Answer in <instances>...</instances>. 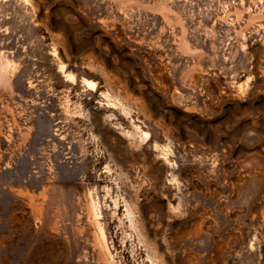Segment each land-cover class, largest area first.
<instances>
[{
  "label": "rangeland",
  "instance_id": "rangeland-1",
  "mask_svg": "<svg viewBox=\"0 0 264 264\" xmlns=\"http://www.w3.org/2000/svg\"><path fill=\"white\" fill-rule=\"evenodd\" d=\"M1 54L0 264H102L91 199L117 264H264V0H0Z\"/></svg>",
  "mask_w": 264,
  "mask_h": 264
},
{
  "label": "bare ground",
  "instance_id": "bare-ground-1",
  "mask_svg": "<svg viewBox=\"0 0 264 264\" xmlns=\"http://www.w3.org/2000/svg\"><path fill=\"white\" fill-rule=\"evenodd\" d=\"M30 4H31V2H30ZM8 67H9L8 60L5 59L3 54H1L0 55V73L5 72ZM70 77L73 78L72 76H70ZM82 81H84V80L82 79ZM85 81L88 84V86H90L92 89L96 88V85L94 82L88 81V80H85ZM143 133H144V139L149 137V134L147 132H143ZM140 137H141V135H140ZM87 192L90 195V190H88ZM113 206L115 208L118 206L117 198L113 199ZM124 206H125L124 216L127 219L126 221L128 222V226L132 227L134 230H136V225H137V223H139V221L136 220L132 216L133 212L131 211L129 204L125 200H124ZM89 213H91L94 225L96 227V234L94 235V241H95V248L97 249V253H98V259L102 261V264H117V262L114 260L113 253H112L111 248L108 244V238L106 235L105 228L102 225V221H101V214L102 213L97 208L96 202L93 199H91V201H90ZM143 229H144V225L142 224L141 228L138 231H136L137 239L141 242V239L143 237L145 242H146V248H148V250L152 249L153 247L151 248V244H149L148 240L146 239V234H145L146 231H143ZM45 246L47 247V250H48L46 252V255H45L46 258L44 259V257L39 255L38 260L32 258L31 260H29V264H35L37 261H38V264H57L60 262L59 256L61 254H59V244H54L51 242L50 239H48L47 244ZM39 253L42 254L43 251H41V252L39 251ZM152 253H153V251H152ZM148 259H150V261H151L152 258L151 257L149 258V256H148Z\"/></svg>",
  "mask_w": 264,
  "mask_h": 264
}]
</instances>
